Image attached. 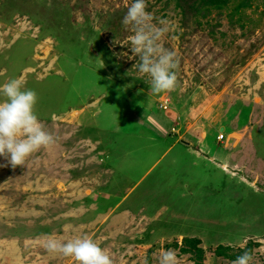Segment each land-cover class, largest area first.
Instances as JSON below:
<instances>
[{
    "label": "rangeland",
    "instance_id": "374dc122",
    "mask_svg": "<svg viewBox=\"0 0 264 264\" xmlns=\"http://www.w3.org/2000/svg\"><path fill=\"white\" fill-rule=\"evenodd\" d=\"M133 2L0 0V85L35 91L55 141L24 166L0 157V264H75L49 237L93 239L113 264L166 249L180 264L244 251L264 264V0H146L179 62L160 94L122 24ZM166 140L213 141L230 159L168 164Z\"/></svg>",
    "mask_w": 264,
    "mask_h": 264
},
{
    "label": "clouds",
    "instance_id": "9594fccd",
    "mask_svg": "<svg viewBox=\"0 0 264 264\" xmlns=\"http://www.w3.org/2000/svg\"><path fill=\"white\" fill-rule=\"evenodd\" d=\"M146 9V0H134L122 24L130 26L134 33L129 37L130 49L133 56L139 57L136 63L138 72L150 76L151 91L154 94L171 92L177 87L175 69L179 62L174 51L163 47L161 41L165 29L152 24L153 16ZM0 94L4 97L0 100V157H4L13 168L24 166L33 153L51 147L54 137L35 114L37 94L24 87L22 78L0 85ZM45 247L52 253L72 258L75 264H113L108 252L88 237L67 241L49 237ZM252 262L253 256L244 251L232 264ZM158 264H180L176 250L161 252Z\"/></svg>",
    "mask_w": 264,
    "mask_h": 264
},
{
    "label": "crops",
    "instance_id": "0c3cea01",
    "mask_svg": "<svg viewBox=\"0 0 264 264\" xmlns=\"http://www.w3.org/2000/svg\"><path fill=\"white\" fill-rule=\"evenodd\" d=\"M221 130H224L223 126L221 127ZM167 140L166 142H168ZM164 143H165V140H164ZM192 144H195L194 145L195 148H188V146H186L185 144H181L177 141L172 142V143L170 142L169 144L164 145L165 147L163 146L164 150L161 156V160L162 161L168 160L167 162L168 164H171V163L176 164L178 159L180 158V156H177V154L179 153L189 154L190 157L196 160H200L199 162L202 161V162H205L207 164H212V165H215V163H217L216 161L226 164V162H228L230 159L228 158V156H226L225 149H222L221 145H218L217 143L213 141L211 143L210 142L206 143L205 141L201 140V142L199 141L196 143L192 142Z\"/></svg>",
    "mask_w": 264,
    "mask_h": 264
},
{
    "label": "built area",
    "instance_id": "2783aa9c",
    "mask_svg": "<svg viewBox=\"0 0 264 264\" xmlns=\"http://www.w3.org/2000/svg\"><path fill=\"white\" fill-rule=\"evenodd\" d=\"M223 137H224V134L222 133L218 135V139H223Z\"/></svg>",
    "mask_w": 264,
    "mask_h": 264
}]
</instances>
